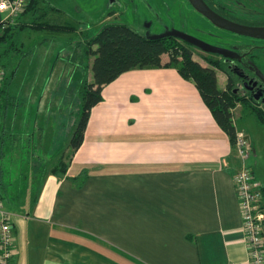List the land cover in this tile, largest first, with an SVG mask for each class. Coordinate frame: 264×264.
<instances>
[{
  "label": "crops",
  "instance_id": "1",
  "mask_svg": "<svg viewBox=\"0 0 264 264\" xmlns=\"http://www.w3.org/2000/svg\"><path fill=\"white\" fill-rule=\"evenodd\" d=\"M59 6V0H36L29 17L55 8L75 27L73 17ZM29 17L24 15L20 23H29ZM32 33L24 31L20 43ZM21 51L19 69L35 68L38 64H25L33 53ZM162 60L167 63L168 56ZM28 85L17 95L19 109L0 146L2 157L13 137L19 138L17 145L35 136L45 152L23 188L13 187L19 180L10 183L5 209L16 237L15 264L246 262L234 181L243 162L233 159L229 136L194 82L175 68L123 74L104 88L103 102L92 109L83 144L70 163L75 129L70 133L52 127L56 91L32 99ZM236 127L253 147L250 135ZM61 161L69 163L66 174L53 172ZM248 168L264 195L263 177ZM15 197L21 200L12 201Z\"/></svg>",
  "mask_w": 264,
  "mask_h": 264
},
{
  "label": "rangeland",
  "instance_id": "2",
  "mask_svg": "<svg viewBox=\"0 0 264 264\" xmlns=\"http://www.w3.org/2000/svg\"><path fill=\"white\" fill-rule=\"evenodd\" d=\"M148 1L59 0L60 9L73 17L76 22V32L70 33L58 31L59 26L63 27L62 30H65L67 25L68 27L69 25H74L65 16L46 8L45 13H37L36 16L29 17L30 10L33 8V6L30 8L29 4L28 10L24 13V15L28 14L29 18L27 19H30V22L27 24L31 26L46 25L47 29L45 33L34 30V33L28 34L23 39V46L22 48L20 47V52L23 50L24 52L31 51L30 55L33 53L25 64L32 62V64L38 65H35V68H31V70H27L25 66L23 71L19 69L14 85L19 88V91H23V86L28 82V90L30 92L28 95L32 99L33 95L34 97H42L46 93L50 95L53 89L56 91L54 97V122L52 125L54 129L56 127L63 128L70 133L74 129L76 130V123L80 120L83 108V99L81 97V91L84 87L82 86L83 71L87 63H89V82L92 75L91 66L94 61V57L90 58V46H87L86 42L88 39L93 38L105 24L117 23L126 25L145 37H147L148 33L154 35L172 29L180 30L188 32L213 46L224 49L251 45H256L260 48V46L264 45L262 41L256 42L250 38L233 35L214 28L203 16L190 8L187 0H151L149 4ZM220 1L232 10L234 16L245 21L260 20L264 17V5L262 4L256 5L250 0ZM20 21L22 19L18 21V24H20ZM18 24L15 22L14 25L11 24L9 26L14 28ZM47 24L55 25L56 27L50 28ZM148 25H150L149 28L147 27ZM37 35L39 36L38 38H36ZM76 47L77 53H75ZM189 49L193 53V59L204 67H210L209 59L216 61L220 59V57L205 54L191 46ZM246 50L248 48H244L241 51L245 52ZM259 51L260 53L258 55L256 54L259 56L257 62L264 70V48L262 47ZM20 52L18 54L12 53V56L10 58L8 57V59H0L2 67L4 66L1 69L3 72L5 71L6 77L11 76L17 68L21 60ZM74 54L77 56L78 62H80V67L74 68L68 62L72 61L71 56ZM65 68H67L66 71L64 70ZM220 73L217 70V74L220 76V78L218 77L220 81L219 87L225 89L227 85V81L225 83L226 77ZM79 77H81V80ZM34 84H37L38 87H35ZM56 84H58V87H55ZM35 89H37V93H35ZM43 113L44 108L42 107L38 113L40 122L43 121ZM241 114L244 115L242 120L239 118L242 116ZM233 116L238 128L244 129L250 135V141L253 145V147L249 148L250 156L246 159V164L248 167L256 170L258 177H263L264 179V126L258 123L257 119L252 115V112L247 111L240 104L234 109ZM26 140L29 142L25 144ZM26 140H20L21 143L16 146L11 145V148L7 150L5 155L0 157V172L2 173V179L0 181L2 186L1 192L5 203L4 207L7 205V200H9L7 196H10V183L19 180L13 187L19 189L22 186L23 188L25 186L26 175L30 174V179H32L33 173L30 168L36 162L34 160L35 156L41 157L45 153L38 138L29 136ZM19 145L23 146L21 150ZM23 149L29 151V157L31 155L29 168L26 164L27 162H25L26 158L24 159V156H27L25 152L23 155L24 162L22 161ZM233 159L237 163L239 161L241 162L236 149L234 150ZM22 173L25 177L20 180Z\"/></svg>",
  "mask_w": 264,
  "mask_h": 264
},
{
  "label": "trees",
  "instance_id": "3",
  "mask_svg": "<svg viewBox=\"0 0 264 264\" xmlns=\"http://www.w3.org/2000/svg\"><path fill=\"white\" fill-rule=\"evenodd\" d=\"M210 1L213 2V8L216 11L223 15H229V12L221 2H216L215 0ZM250 1L259 4L260 0ZM35 2L36 0L30 2V8L35 5ZM52 9L56 10L55 8ZM56 11L61 12L59 10ZM18 23L19 22H17V24ZM47 26L50 28L56 27L51 24H47ZM59 27L61 30L58 29V31L65 33L76 32L77 30L76 27H71L70 25L69 27L67 25L65 30H62L63 27ZM28 29L33 31H44L47 27L46 25L31 26L24 23H20L14 28L7 26L2 31V35H0V59L10 58L12 53L18 54L20 52L22 44V42L20 43L21 35ZM86 45L90 46V58L94 57L91 66L93 82H88L90 64L87 63L83 71L84 74L82 75V86H84L81 91L83 108L80 120L76 123L77 127L70 143L72 154L68 158L69 163L73 154H75L83 144L92 109L103 102L102 93L104 88L125 73L133 70L145 69L175 68L185 80L194 82L204 102L209 107L215 121L229 136L233 150H235L238 130L234 121L233 111L239 104H242L249 110L253 109V107L248 104V102H245L240 94L235 93V86L232 83L236 76L230 72L228 65L224 61L209 59L208 62L210 67H204L193 59V53L189 49L190 45L175 38L151 40L138 34L130 27L117 23L105 24L93 38L88 39ZM95 47L97 49H95ZM75 53H77V47ZM165 55L169 57L167 63H164L162 60ZM71 59L72 61L68 62L72 64L74 68L78 67L80 62H78L77 56L74 54L71 56ZM19 64L20 62L11 76L6 77L5 71L3 72L4 79L1 89L0 123L4 120V126L0 125V146L1 141L4 140V135L7 133L5 127L10 126L12 128V121L11 123H9V121L15 120L14 117H16L19 109L17 105L19 88L14 85L19 70ZM65 69L67 70V68ZM217 70L226 74L230 79V84L227 86L226 90H221L219 87ZM79 79L81 80V77H79ZM252 115L257 119L258 123L264 126V116L256 112H252ZM13 138L15 139L14 141L12 140V145L19 140L16 136ZM25 154L27 156H24V159L26 158V162L30 163L29 151L25 152ZM38 158H40V156H35L34 160L36 161ZM69 163L65 164L61 161L59 166L54 168L53 172L66 174ZM29 167L30 166H28V168ZM30 170L33 173H37L34 166H32ZM1 198L4 201L2 194ZM11 200L19 201L21 198L17 199V197H15L11 198Z\"/></svg>",
  "mask_w": 264,
  "mask_h": 264
},
{
  "label": "built area",
  "instance_id": "4",
  "mask_svg": "<svg viewBox=\"0 0 264 264\" xmlns=\"http://www.w3.org/2000/svg\"><path fill=\"white\" fill-rule=\"evenodd\" d=\"M31 1L0 0V31L18 21L28 10ZM3 79V71L0 66V103ZM235 149L243 162V166L237 172L234 181L248 256L246 262H232L230 264H264V195L261 184L256 180L254 173L245 165L250 153L249 142L244 134L237 133ZM10 217V213L4 207L0 192V264H15L14 259L17 255L16 237Z\"/></svg>",
  "mask_w": 264,
  "mask_h": 264
},
{
  "label": "flooded vegetation",
  "instance_id": "5",
  "mask_svg": "<svg viewBox=\"0 0 264 264\" xmlns=\"http://www.w3.org/2000/svg\"><path fill=\"white\" fill-rule=\"evenodd\" d=\"M149 1H151V0H149ZM149 1H148V4H149ZM215 1L221 2L220 0H215ZM187 2H188V0H187ZM205 2L216 13H218L222 17H225L231 21H234V22H237L239 24L246 25V26L264 27V17L261 18L260 20L245 21L243 19H240V18H237L236 16H234V13L232 12V10H230L223 2H221L224 5L225 9L229 12V15H228L229 17H228L227 15H223L222 13L216 11L213 8V2H211L210 0H205ZM188 4H189V2H188ZM254 4H256V5L262 4L263 5L264 1L260 0L259 4L256 2ZM189 6H190V8H192V6L190 4H189ZM158 17H159V15H158ZM159 19H160V17H159ZM213 27L216 28L215 26H213ZM216 29H218V28H216ZM218 30H220V29H218ZM220 31H223V30H220ZM223 32H227V31H223ZM227 33L233 34L231 32H227ZM233 35H235V34H233ZM251 40H254L256 42H259V41L264 42L263 40H255V39H251ZM262 47L264 48V45L260 46V48H259V46L257 47L256 45L236 46V47H233L232 49L237 50V53L240 55V60H229V59H224V58L220 57L219 61H224L228 65L230 72L236 76L233 79V83H232L235 86V93L240 94V96L244 99V101L248 102V104H250L253 107V109L249 110V109H246L241 104L243 106V108H245L249 112H251L253 110L252 112H256L259 115L264 116V77L261 78V75L264 76V70L260 66V64H258V62H257V60L259 59V56H257V55L260 53L259 49H261ZM244 48L245 49L248 48V50H246L245 52H242L241 50H244ZM224 75L227 78V85H226V88H227V86H229V84H230V79L226 74H224ZM226 88H225V90H226Z\"/></svg>",
  "mask_w": 264,
  "mask_h": 264
},
{
  "label": "water",
  "instance_id": "6",
  "mask_svg": "<svg viewBox=\"0 0 264 264\" xmlns=\"http://www.w3.org/2000/svg\"><path fill=\"white\" fill-rule=\"evenodd\" d=\"M188 2L197 13L203 16L209 23H211L216 28L223 31L231 32L238 36L264 41V27L246 26L231 21L225 17H222L221 15L216 13L212 8H210L209 5L205 2V0H188ZM147 27L149 28L150 25H148ZM146 38L151 40L175 38L202 51L205 54L229 60H240V55L237 53L236 49H224L213 46L189 34L188 32H183L180 30L172 29L154 35L148 33ZM263 77L264 76L261 75V78Z\"/></svg>",
  "mask_w": 264,
  "mask_h": 264
}]
</instances>
